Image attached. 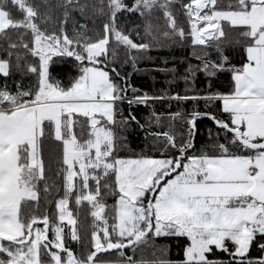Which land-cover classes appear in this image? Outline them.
Wrapping results in <instances>:
<instances>
[{
	"label": "snow or ice",
	"instance_id": "snow-or-ice-1",
	"mask_svg": "<svg viewBox=\"0 0 264 264\" xmlns=\"http://www.w3.org/2000/svg\"><path fill=\"white\" fill-rule=\"evenodd\" d=\"M165 46L183 92H141ZM0 264H264V0H0Z\"/></svg>",
	"mask_w": 264,
	"mask_h": 264
},
{
	"label": "trees",
	"instance_id": "trees-1",
	"mask_svg": "<svg viewBox=\"0 0 264 264\" xmlns=\"http://www.w3.org/2000/svg\"><path fill=\"white\" fill-rule=\"evenodd\" d=\"M69 27H71V25H69ZM89 27H92V25L89 24ZM190 51V48L180 46L152 48L144 55L143 59L140 60L139 64L137 65L139 69L138 71L134 70L130 65L125 69V71L131 74V84L135 88L140 89L141 92H147L149 95H160L163 93L164 89L179 90L183 92L185 87L184 82L182 80H178L175 83H170L171 75L166 73L163 69H172L175 67L178 72L182 73L184 68L187 67L188 59H186V57L190 59ZM121 58L123 59V52H121ZM235 59L239 60V55H236ZM191 62L196 63L194 59H192ZM62 67L67 71L71 70L70 64H64ZM16 78L18 79L19 77ZM200 79L202 80L203 77L201 76ZM12 82V79L7 81L9 86L12 85ZM197 86L200 88L206 87L205 84H199V82ZM191 107V104L177 105L175 102H173L171 105L166 102H156L150 103L148 106H134V115H136L137 120L144 124L145 127L144 129H141L135 123L130 126L126 133L127 154L131 155L133 152L140 153L141 151H144L148 155L159 157V152L153 150L151 147L153 140L151 138L146 139V132L157 131L160 129L159 125L150 121V115L152 111L154 110L158 114L164 113L165 117H163L162 120L163 124L166 125L168 123L166 117L167 112L176 111L178 108L190 110ZM125 114H127V106H125ZM176 123L178 125L179 122ZM209 127H211V124L207 119L197 122V147H199L206 138V129ZM177 131H179L178 127ZM158 243L170 245V259L178 260L182 256L181 247L175 240H159ZM72 247H76L75 243L72 244Z\"/></svg>",
	"mask_w": 264,
	"mask_h": 264
}]
</instances>
